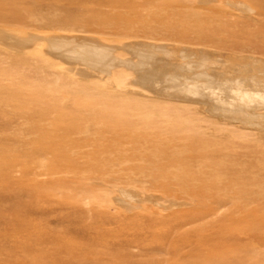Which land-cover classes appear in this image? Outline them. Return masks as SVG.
I'll return each instance as SVG.
<instances>
[{"label":"rangeland","instance_id":"374dc122","mask_svg":"<svg viewBox=\"0 0 264 264\" xmlns=\"http://www.w3.org/2000/svg\"><path fill=\"white\" fill-rule=\"evenodd\" d=\"M217 1L0 0V264H264V139L207 114L182 134L148 113L183 100H112L85 64L119 57L132 78L157 46L185 77H264V0Z\"/></svg>","mask_w":264,"mask_h":264},{"label":"bare ground","instance_id":"6f19581e","mask_svg":"<svg viewBox=\"0 0 264 264\" xmlns=\"http://www.w3.org/2000/svg\"><path fill=\"white\" fill-rule=\"evenodd\" d=\"M225 1H230V0H225ZM216 2L219 3L220 1L218 2L216 0ZM226 3H229V2H226ZM220 4H221V2H220ZM39 21H41V20H39ZM8 39L13 41V43H16L11 38H8ZM5 41H6V39H5ZM24 41L27 42V40H24ZM32 41H33V39H32ZM49 41H52V39L51 40L49 39ZM18 42H19V40H18ZM18 42H17V45L19 44ZM20 42H22V41H20ZM27 43H29V42H27ZM52 44H55V43H52ZM9 45H10V43H9ZM72 46H74V49L78 47L77 44H74ZM13 47H15V46H13ZM23 48L24 47H22V50H23ZM51 48H52V46H51ZM53 48H55V47H53ZM161 49H162V47L154 46V50L155 51L154 52L151 51V53H153V55H152L149 52V50H144V47H140L139 48V52H140L141 55L143 54L141 56V58H143L144 63L142 64V66L138 67L137 71L134 74V77H132V78H129V76L127 75V73H125V71H117L119 68L126 66V65H124L125 64L124 60L119 58V57L118 58L117 57L107 58L106 60H104L102 62L89 60L88 57H87L88 60H86L85 64L89 68H91L93 70H96L97 72H103L105 74L104 78H102V79L100 77L99 78L101 80H104V86L106 88H108L107 90H109V94H110L112 100H114L113 99L114 96H117V97L120 96L121 97V95H126L127 93H130V92L133 93V91H132L133 89H131L129 87V86H131L130 84L138 85V87H137L138 88V94H139V92H141V93L142 92H147V93H145V95H148V94L152 93L153 95H157V96H168L169 98H176V99L183 100L184 102L181 103V104H169V105L167 104V105L153 106V107L150 108L151 112L148 113L149 120L152 119V117L150 115L154 114V116H156L157 118L158 117L159 118H166L169 121L170 120L171 121H176L177 122L176 124H178V127L176 128V130L178 129L179 131L182 132V134H183V132H190V131H193V130L195 132L196 127H198V126H196V124H195L196 122L195 121L197 120L200 123L201 122L202 123H206L208 118L205 115L207 114L208 116L210 115V116H213L214 118L215 117L218 118L219 120L215 118L216 120H215L214 124L217 125L216 121L218 120V123H219L218 127H220V130H221L220 132L223 131L226 134H229L230 137L232 136L233 138L244 140L248 136L249 137L251 136V138L252 137L257 138L258 135H259L260 139L261 138L264 139V77L257 76V75L255 76L254 74H251L249 72L248 68H247L248 65L246 66V64H245V66H246L245 68L243 66L241 68H238L239 66L237 67V65H236L237 68L235 66H234L235 68H233V69L231 68L232 70H231V73L229 72L230 73L229 76L227 75L228 72L224 71L225 73H227L226 75H224V72H216L215 74H212L211 72H209L205 68V71H203V72H199V69H198L199 73H194L193 74L191 72L193 74L192 75L193 78H191V76H190V78L189 77H185V75L183 74L184 72L182 73L183 75H181V70L179 71L180 73H178V70L174 71L178 67L177 64H174L172 61L171 62H167L165 60V58H164V60L166 62H164V60L162 61V60H159V59L156 58L155 53L159 52V50H161ZM54 50L55 49H53L52 52ZM165 50L166 49H164V52H165ZM35 51H37L36 48L30 49V51H26V52H28V53L31 52L32 55H33L34 54L33 52H35ZM182 51H186V50H181V52H180L181 54L180 55H182L184 53V52L182 53ZM196 51H197V49H196ZM202 51H197L196 52V54L201 55V58H203V56H204V50H202ZM217 52L221 53V51H217ZM37 53L38 52H36V54ZM53 53H55V51ZM59 53L61 54L60 56L62 58H63V56H64V58L67 55L69 56V53H61V52H59ZM168 53L171 54L170 49H169ZM207 53H208V51H207ZM212 54H213V52H212ZM171 55L173 56V54H171ZM213 55H215V53ZM216 56H217V54H216ZM35 57L37 58V56H33V58H35ZM211 58H212V56H211ZM78 59L79 58H77V60ZM172 59H174V58H172ZM212 59H214V58H212ZM247 59H245V61H247ZM204 60H206V59H204ZM241 60H244L243 57H242ZM72 61H73V58H72ZM208 61L212 62L213 60L212 61L208 60ZM215 61H218V60L216 59ZM224 61H226V60H224ZM201 62H203V61H201ZM42 63H45V62H42ZM150 63H151L152 67L149 69ZM184 64H183V66H184ZM215 64L216 65L218 64L217 66H219V63L215 62ZM227 64L230 65L228 62L226 63V65ZM249 64H250V62H249ZM207 65H212V64L211 63L210 64H206L205 67H208ZM169 68H170V71H167V69H169ZM171 69H173V70H171ZM215 69H217V68H214V70ZM223 69H225V68H223ZM120 70H123V69L121 68ZM210 70H211V68H210ZM221 71H223V70H221ZM228 71H230V70H228ZM196 72H197V70H196ZM212 72H213V70H212ZM95 75H97V74H95ZM83 76H85V75H83ZM161 76H162V78H161ZM179 76H184L185 78L180 79ZM190 79L193 80V83H191L192 80L188 81ZM159 83H164V84L167 83L171 89H176L177 92H175L173 90H172L173 93L171 91H170V93L169 92H165V90L167 88L165 90H161L164 87H162L161 89L159 88L161 91L157 92L158 90L156 89V87H157V85H159ZM168 85L166 87H168ZM135 91L136 90H134V93L136 94L137 92H135ZM104 94H106V96L108 98L110 97V96H108L107 93H104ZM142 95H143V93H142ZM145 95H143V96H145ZM103 97H104V95H103ZM104 101L105 100H103V102ZM196 106H199V107H196ZM106 109H108V108H106ZM141 109H144V108L142 107ZM129 110L127 109V113H129L128 112ZM194 115L198 117L196 119L194 118L195 121H193V119H192V116L194 117ZM198 122H197V124H198ZM207 125H205V126L207 127ZM247 126H249V127H247ZM201 128H202V125H201ZM211 128H213V127H211ZM202 129H204V128H202ZM207 129H209V128H207ZM215 129L216 128H214V130ZM216 131H217V129H216ZM197 132H199V130ZM204 132H206V131H204ZM223 132H222V137H223ZM208 133H206V136H208V138H209L210 135H207ZM212 134H211V136H212ZM218 134H219V132H218ZM202 135L205 136L204 133ZM217 137H219V136H217ZM204 139H205V137H204ZM254 176L257 177L256 174ZM117 188H119V187H117ZM117 192H118V194H120L118 196L122 197V200L125 198V196L128 197L127 199H129V197H132L131 193H129L126 190L120 189V190H118L116 192H114L112 190V192L108 193L109 195L111 194V196L113 194L112 199L110 198V201H115V202L119 201V203H120V201H122L120 197H118V196H117V198L114 197V196H116L115 194ZM137 196H138V193H137ZM141 197H142V195H141ZM141 197H140V199H141ZM132 199H135V197H133ZM108 201H109V199H108ZM130 204H129V207H127V208L129 210L130 209H134V206H133L134 203L132 205H130ZM134 205H136V202H135ZM136 206H138V205H136Z\"/></svg>","mask_w":264,"mask_h":264}]
</instances>
